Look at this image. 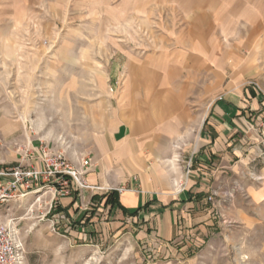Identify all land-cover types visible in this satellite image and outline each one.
Returning a JSON list of instances; mask_svg holds the SVG:
<instances>
[{"label":"rangeland","instance_id":"374dc122","mask_svg":"<svg viewBox=\"0 0 264 264\" xmlns=\"http://www.w3.org/2000/svg\"><path fill=\"white\" fill-rule=\"evenodd\" d=\"M64 4L0 0V169L42 142L70 158L90 155L133 103L125 96L133 62L190 83L193 144L176 145L171 156L179 189L197 166L195 141L219 98L241 108L230 143L222 139L211 159L201 218L165 239L155 221L127 226L99 204L85 225L73 213L62 218L57 198L50 209L53 195L43 188L1 209L17 226L26 264H264V0Z\"/></svg>","mask_w":264,"mask_h":264},{"label":"crops","instance_id":"0c3cea01","mask_svg":"<svg viewBox=\"0 0 264 264\" xmlns=\"http://www.w3.org/2000/svg\"><path fill=\"white\" fill-rule=\"evenodd\" d=\"M29 1L52 9L57 3L64 2L67 10L73 3L85 0ZM175 1L184 0H172ZM195 6L201 8L199 4ZM192 42L188 44L195 45L196 42ZM146 65L145 61L141 64L133 62L128 68L129 83L125 96L133 103L120 110L118 120L110 124L108 132L90 148L93 166L85 177L90 184L100 186L102 190L79 192L72 186L66 194L57 197L55 206L70 216L73 213L78 221L86 225L96 218H87L86 211L102 204L107 213L115 215L121 224L128 226L131 220L141 218L150 224L155 221L161 236L171 239L179 223L187 224L204 214L202 209L209 191L207 176L215 172L209 166L211 159L217 155L222 139L230 141L227 135L234 126L231 117L241 106L223 97L219 98L222 101L213 105L214 111L206 129H200L195 141L199 146L195 151L197 166L189 171L187 186L179 189V182L173 177L179 170L171 156L176 145L193 144L189 136L192 115L187 104L190 83L175 81L172 76L158 78L155 73L148 75ZM152 69L149 72L155 71ZM183 133L186 136L180 137ZM81 156L74 154L69 158L76 161ZM111 189L118 190L120 203L125 208L132 210L142 206V209L137 215H129L118 205L111 208L104 202L93 200L94 194L102 195ZM80 234L84 235L82 231Z\"/></svg>","mask_w":264,"mask_h":264},{"label":"built area","instance_id":"2783aa9c","mask_svg":"<svg viewBox=\"0 0 264 264\" xmlns=\"http://www.w3.org/2000/svg\"><path fill=\"white\" fill-rule=\"evenodd\" d=\"M91 156L82 155L76 161L62 150H53L43 142L28 147L20 164L0 169V264H26V250L13 220H5L1 209L16 196L45 188L52 193L50 209L54 200L66 194L72 186L81 191H100L102 187L90 184L85 175L92 168ZM41 186L33 188L35 185ZM24 190V191H23ZM62 218H67L62 213Z\"/></svg>","mask_w":264,"mask_h":264},{"label":"trees","instance_id":"16d2710c","mask_svg":"<svg viewBox=\"0 0 264 264\" xmlns=\"http://www.w3.org/2000/svg\"><path fill=\"white\" fill-rule=\"evenodd\" d=\"M253 93H254V91H253ZM93 200L99 201V203L104 202L105 206L109 205L111 208H113L115 205H118L123 210V212L125 214H129V215H137L138 212L142 209V206H140L136 209H132V210H129V209L125 208L124 206H122L120 203V200H119L118 190H116V189L108 190L106 193H104L102 195L101 194H94Z\"/></svg>","mask_w":264,"mask_h":264}]
</instances>
